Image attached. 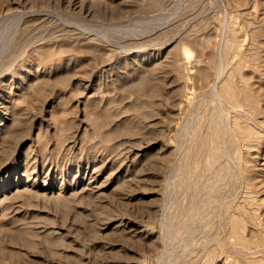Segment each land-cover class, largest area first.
<instances>
[{
	"label": "rangeland",
	"instance_id": "rangeland-1",
	"mask_svg": "<svg viewBox=\"0 0 264 264\" xmlns=\"http://www.w3.org/2000/svg\"><path fill=\"white\" fill-rule=\"evenodd\" d=\"M0 264H264V0H0Z\"/></svg>",
	"mask_w": 264,
	"mask_h": 264
}]
</instances>
